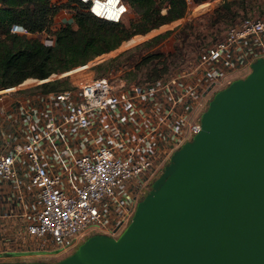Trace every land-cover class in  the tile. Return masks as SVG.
Returning a JSON list of instances; mask_svg holds the SVG:
<instances>
[{"label":"built area","instance_id":"built-area-1","mask_svg":"<svg viewBox=\"0 0 264 264\" xmlns=\"http://www.w3.org/2000/svg\"><path fill=\"white\" fill-rule=\"evenodd\" d=\"M81 1L107 20L120 21L128 11L124 0ZM65 3L51 0L72 18ZM10 31L54 42L46 29L32 34L12 23ZM257 57L264 58V14L235 20L187 69L145 83L90 77L31 97L22 139L0 151V186L24 198L19 213L0 206L4 217L21 221L18 256L54 262L89 234L116 238L174 149L199 129L204 102ZM10 253L0 250V261L16 255Z\"/></svg>","mask_w":264,"mask_h":264},{"label":"water","instance_id":"water-1","mask_svg":"<svg viewBox=\"0 0 264 264\" xmlns=\"http://www.w3.org/2000/svg\"><path fill=\"white\" fill-rule=\"evenodd\" d=\"M249 66L211 94L116 238L0 264H264V58Z\"/></svg>","mask_w":264,"mask_h":264},{"label":"trees","instance_id":"trees-1","mask_svg":"<svg viewBox=\"0 0 264 264\" xmlns=\"http://www.w3.org/2000/svg\"><path fill=\"white\" fill-rule=\"evenodd\" d=\"M124 1L136 12L128 22L97 17L86 9L81 0H66L65 5L73 10L72 21L51 29L52 15L58 7H53L51 0H0V87H13L19 82H32L34 77L43 79L54 72L63 73L85 65L95 55L116 47L122 40L131 38L132 34L145 32L183 15L188 4L187 0ZM161 4L166 6L163 13L160 11ZM226 6L229 4L226 3ZM12 23L22 24L31 32L46 29L54 34V42L40 38L38 34L12 32ZM164 34L158 33L152 39ZM142 37L135 35L129 41L125 40L123 45L133 44ZM103 63L99 62L97 66ZM63 80L57 77L37 85L43 88L40 89L43 92L68 88L58 85Z\"/></svg>","mask_w":264,"mask_h":264},{"label":"rangeland","instance_id":"rangeland-1","mask_svg":"<svg viewBox=\"0 0 264 264\" xmlns=\"http://www.w3.org/2000/svg\"><path fill=\"white\" fill-rule=\"evenodd\" d=\"M187 2L183 15L162 22L145 32L134 33L144 36L137 42L123 45L124 42L135 36L132 34L131 38L122 40L116 47L95 55L87 61V64L76 66L64 73L54 72L49 76V79L64 78L62 82L58 83L59 86L64 85V87H75L79 81L97 76H108L111 81L117 84L122 82L124 84L145 83L159 74H161L160 76L169 75L189 68L195 61L198 52L209 43L222 37L226 27L238 18L264 14V0H187ZM226 3L229 6H226ZM75 4L79 6L78 2ZM59 8L60 6L52 15L51 29L61 24V22L58 24L61 17L66 19L65 23H69L73 19L70 15L66 17L63 12H58ZM165 10L166 6L161 4L160 11L163 13ZM135 14V10L129 6L123 21L128 22L130 17ZM162 32H165L163 36L152 39L153 36ZM41 35V33L38 34L40 38H42ZM50 38L54 39L53 36ZM102 61L105 63L97 66V63ZM81 67H83L81 70H74ZM38 83L37 80L28 83L26 81L19 82L13 87L0 90V97L34 96L35 98L38 94L44 93L40 90L43 88L37 85ZM2 88L0 87V89ZM206 103L207 101L204 102L201 110L205 108ZM145 193L143 191L140 197ZM85 238L81 239L71 252ZM13 258L21 257L14 256Z\"/></svg>","mask_w":264,"mask_h":264},{"label":"crops","instance_id":"crops-1","mask_svg":"<svg viewBox=\"0 0 264 264\" xmlns=\"http://www.w3.org/2000/svg\"><path fill=\"white\" fill-rule=\"evenodd\" d=\"M33 101L31 97H0V151L7 148L10 140L17 139V135L19 140L22 139L21 123ZM15 130H18L17 133H14ZM16 191L14 188L5 189L4 186H0V206H5V210L19 213L24 205V198L21 195L22 191L19 192L21 194ZM10 203L14 208L8 207ZM1 211L2 208H0V250L9 249L12 252L10 254L18 256L20 253L18 250L22 247L21 221L14 216L12 218L4 217ZM6 219H11L15 224H8ZM14 256L5 260H24L23 258H13Z\"/></svg>","mask_w":264,"mask_h":264},{"label":"bare ground","instance_id":"bare-ground-1","mask_svg":"<svg viewBox=\"0 0 264 264\" xmlns=\"http://www.w3.org/2000/svg\"><path fill=\"white\" fill-rule=\"evenodd\" d=\"M83 66V65H82ZM64 73V72H63ZM50 77H47V78H43V79H35V80H37V82H39V81H44V80H46V79H49ZM7 88H9V87H4V88H2V89H0V90H5V89H7Z\"/></svg>","mask_w":264,"mask_h":264}]
</instances>
